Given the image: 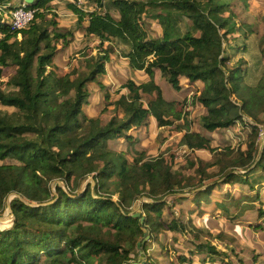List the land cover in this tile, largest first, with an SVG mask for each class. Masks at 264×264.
<instances>
[{
	"label": "trees",
	"instance_id": "obj_1",
	"mask_svg": "<svg viewBox=\"0 0 264 264\" xmlns=\"http://www.w3.org/2000/svg\"><path fill=\"white\" fill-rule=\"evenodd\" d=\"M53 1L26 3L35 17L23 29H12L0 9V104L13 108L0 109V214L12 193L20 195L10 201L12 225L0 228V264H162L161 236L168 232L171 241L185 237L187 246L175 258L166 251L168 264H216L219 258L222 264H249L231 261L213 243L228 247L237 236L204 231L194 217L220 208L232 223L251 213L257 219L249 225L264 227V196L257 186L264 184V72L249 82L241 62L224 54L228 36L247 38L251 25L236 20L229 0H92L93 10L66 2L77 20L64 27L52 13ZM12 4L0 0L10 18L18 7ZM150 16L161 26L154 36L145 23ZM77 32L97 37L99 49L108 45L84 54L68 73L48 70ZM116 44L124 46L129 67L149 79L128 78L112 100L103 79ZM259 47L264 59V33ZM5 68L13 69L8 90L1 80ZM182 81L196 89L180 100V93L191 90ZM94 84L106 94L97 117L84 112ZM193 105L202 109L201 129L193 127ZM151 120L160 132L180 133L157 155L136 149L129 133ZM237 123L246 128L239 144H213L215 132ZM121 140L125 148L118 147ZM176 147L190 154L174 169L182 156ZM90 176L93 186L83 189ZM214 193L221 199H213ZM142 197L152 201L134 217L132 208ZM147 234L153 252L138 248ZM142 249L145 258L139 260Z\"/></svg>",
	"mask_w": 264,
	"mask_h": 264
},
{
	"label": "rangeland",
	"instance_id": "obj_2",
	"mask_svg": "<svg viewBox=\"0 0 264 264\" xmlns=\"http://www.w3.org/2000/svg\"><path fill=\"white\" fill-rule=\"evenodd\" d=\"M13 1L14 4L12 5L17 6L20 5V2H22L21 4L30 3L29 0ZM229 1L230 7L236 14V20L240 24H250L252 27V31L248 34L247 38L238 34L229 35L226 42L224 43V54L228 57H231V61L233 63L240 61L246 79L249 82H254L264 72V59L262 57L263 51H261L262 48L259 47V38L264 33V0ZM66 2L67 1L55 4L54 11L52 13H56L57 20L61 26L73 27L75 25L76 16L69 12L70 9L67 8ZM78 6L82 7L85 10H93L94 8H96V4L92 0L87 1V3L82 6ZM0 9H2V19L4 21L10 20L9 13L11 10H8V8L5 7L1 8V6ZM145 23L147 29L153 36L160 33L161 26L157 19L152 18L151 16L145 17ZM179 27L181 31H184L185 24L181 22L179 24ZM78 37L79 39L75 38L70 43L69 47L57 58V66L54 65L52 67H48V70H54L59 74L68 73L74 68H78L80 66L84 54H97L99 50H104L108 45V43H105L104 47L99 49V39L97 37H82V35H79ZM18 38L20 39L21 35H18ZM123 50L124 46L116 44V52L112 54V56L110 55V61L106 64V72L103 79L104 82L102 81L104 83V87L111 95L112 100L119 97L116 91L121 83L125 82L128 78L136 79V81L138 82L147 81L149 79V77L143 72L133 71L129 67L127 59L122 57L121 53ZM57 67L60 68V71H57ZM12 73L13 69L5 68L1 77V80L3 81V88L6 90H8L9 88L6 85V82L9 80ZM191 86L192 85L188 86L186 81H182V87H188L191 90L188 93H180V100L185 97H190L194 94L196 88L194 86V88H192ZM91 90L92 97L90 99V103L84 106V112L88 116L97 117L101 112V109H103V107L105 106L104 99L106 97V94L103 93L95 84L91 85ZM192 108L193 115H191V118L195 121L193 127L195 129H201L202 127H199V123H201V117L203 115L202 109L199 105H193ZM0 109L9 111L13 110L12 107L4 106L2 104H0ZM102 118L105 119V116H102ZM160 131L161 129L157 126V123L151 120L148 126L143 127L139 131L132 130L129 133L133 137L134 147L136 149L140 150V148H145L148 152L157 155L159 150L165 148L167 145L177 142L180 136V133L171 132L169 130H164L163 132ZM262 133L264 137V126H262ZM245 134L246 128L244 123H237L232 128L226 129L224 131L218 130V132H215L212 135L213 144L216 145L220 144L221 142L225 143L224 140H228L229 144L237 145L244 139V137L246 136ZM161 141L163 142L162 144ZM118 147L125 148L126 142L124 140H121L118 144ZM176 148L180 153H182V156L174 160V169H176L184 162L183 155L188 156L190 154V151H188L184 147ZM200 155L208 156V152L201 151ZM132 158L133 157L129 156L130 160H132ZM7 161L10 163L15 162V160L11 159ZM89 182H91L93 186L94 180L92 176H90L85 181L83 189L86 188ZM60 184L65 188L64 183L60 182ZM52 186H54V183H52ZM257 186L259 188L260 194L262 195V193L264 192V184L261 185L259 183ZM227 189H229V187H227ZM252 192H256V190H253ZM185 195L191 196L189 193H185ZM14 196L15 195H11L10 199H12ZM118 198V195H114L113 197L114 200H117ZM212 198L221 199V196L214 193L212 195ZM165 200L169 204L173 203L174 201L170 196H167ZM144 202H146V199L144 197L139 199L132 208L133 213H138V211H141V213H143L141 207ZM256 203H261V199L259 198ZM214 205H212L211 207H214ZM209 213H213V215L209 216ZM0 217L3 219L0 220L1 229L10 227L12 225L13 217L8 205L6 206L4 212L0 214ZM256 219V214L247 213L245 216L232 223L230 222V220L228 221V217L222 209L216 208L214 212L208 211L202 217H194V222L198 227L204 229V231H211L213 234H217L220 231H225L230 233L231 235H234L235 237L237 236V241L233 244H230L228 247L226 242H222L217 239L213 241V243H216L221 250L228 251L230 253V256L232 257L231 261L239 263V259L243 258L245 261H248L249 264H251L254 257L256 256V259L252 264H264V227L259 228L258 230H254V228L249 225L251 223H254ZM188 235H192V233L190 232ZM184 238L185 237H180L179 241H171L170 232H168V234L166 235L161 236L162 241L165 243V248L158 254V257L161 258L162 264H168V261L165 257V255L167 254L166 251H168L169 254L173 255V258H175L180 252H187V246L184 245ZM188 238L192 239V237ZM202 240L205 241L203 237ZM143 246L147 252H153V250L155 249V243L152 242V239H150V237H146V241ZM143 253L144 251L142 249L138 257L139 260H144L145 254L142 255ZM215 263L222 264L221 259H216ZM189 264H200V262L195 260L194 263Z\"/></svg>",
	"mask_w": 264,
	"mask_h": 264
},
{
	"label": "built area",
	"instance_id": "obj_3",
	"mask_svg": "<svg viewBox=\"0 0 264 264\" xmlns=\"http://www.w3.org/2000/svg\"><path fill=\"white\" fill-rule=\"evenodd\" d=\"M78 5L82 6L89 0H73ZM35 11L34 9L28 8L27 4H21L16 9L12 10L11 18L9 21L10 27L12 29H23L28 26V24L34 19Z\"/></svg>",
	"mask_w": 264,
	"mask_h": 264
},
{
	"label": "water",
	"instance_id": "obj_4",
	"mask_svg": "<svg viewBox=\"0 0 264 264\" xmlns=\"http://www.w3.org/2000/svg\"><path fill=\"white\" fill-rule=\"evenodd\" d=\"M30 1V3L33 1V0H29ZM264 139V137H263V134H262V140ZM59 183H60V181H59ZM206 187V185L205 186H203L202 188H205ZM11 195H16V196H20L19 194H16V193H12ZM10 195V196H11ZM10 196L8 197V203H7V205H8V207H9V209H10V212H11V215H12V217H13V220H12V223H13V221H14V214H13V211H12V208H11V204H10ZM145 199H146V201H149V202H151L152 200L150 199V198H148V197H144ZM141 214V211H138V213H134L133 214V216L134 217H137V216H139ZM0 220H3L1 217H0ZM144 220V217L142 216L141 217V221H143ZM145 232H146V229L144 228L143 229ZM146 237H149L148 235H146L145 236V238L144 239H142L140 242H138V248H141L142 247V245L145 243V241H146ZM142 255H144V253L142 254Z\"/></svg>",
	"mask_w": 264,
	"mask_h": 264
},
{
	"label": "crops",
	"instance_id": "obj_5",
	"mask_svg": "<svg viewBox=\"0 0 264 264\" xmlns=\"http://www.w3.org/2000/svg\"><path fill=\"white\" fill-rule=\"evenodd\" d=\"M25 1H28V0H25ZM64 1H67V2H74L73 0H54L53 1V3L54 4H57V3H63ZM22 2H20L19 4H21ZM75 3V2H74ZM69 12L71 13V14H74L71 10H69ZM75 15V14H74ZM76 16V15H75ZM76 20H77V17H76ZM76 22V21H75ZM71 26V25H70ZM79 35H82V37H83V34L82 33H80V32H77V33H75V38H77V39H79ZM74 38V39H75ZM263 196H264V192H263Z\"/></svg>",
	"mask_w": 264,
	"mask_h": 264
}]
</instances>
